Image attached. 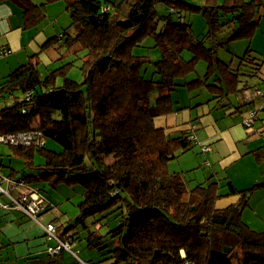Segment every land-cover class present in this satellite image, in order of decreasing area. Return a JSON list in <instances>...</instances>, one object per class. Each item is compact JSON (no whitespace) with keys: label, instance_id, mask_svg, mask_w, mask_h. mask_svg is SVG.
I'll return each instance as SVG.
<instances>
[{"label":"trees","instance_id":"obj_1","mask_svg":"<svg viewBox=\"0 0 264 264\" xmlns=\"http://www.w3.org/2000/svg\"><path fill=\"white\" fill-rule=\"evenodd\" d=\"M15 1L23 7L24 26H35L43 8L30 0ZM202 1L196 5L195 0H65L70 25L0 82L2 100L14 99L0 108V132L42 133L40 146L10 145L30 172L17 175L14 167L7 174L1 172L37 187L48 205L33 220L42 227L54 224L55 237L70 242L71 248V234L59 233L55 219L40 222L54 204L35 185L40 180L82 186L83 217L102 214L101 226L111 224L112 237L119 235L106 258L117 264H264V230H254L242 218L252 191L262 184L238 189L227 177L221 183L209 172L205 181L190 186L184 172H171L168 164L195 146L206 152L210 144L199 141L192 131L166 132L155 123V117L186 107L173 94L181 89L180 93H192L205 88L204 97L207 103L214 102L213 109L231 106L230 114L239 113L245 127V120L252 117L253 124L258 110L264 109L252 107L254 98L264 97L259 85L264 74L257 84L247 80L261 73L264 60L248 48L230 64L206 45L225 28L231 30L229 41L252 39L264 0ZM194 12L206 20L202 36L185 17ZM148 38L161 53L157 60L135 53ZM47 48L51 52L43 55ZM69 56L73 60L68 61ZM77 60L80 81L66 72ZM41 61L47 73L40 69ZM200 61L206 62L205 73L187 79ZM51 63L54 68H49ZM234 95L238 101L231 100ZM45 138L55 140L62 150L47 149ZM37 150L42 163L34 161ZM255 155L261 158L260 152ZM231 195L237 196L235 202L217 207L222 197ZM102 243L103 237L96 236L88 246L106 248ZM45 244L47 254L31 257L32 264H69L65 250L50 253L56 241L46 233ZM91 260L87 262L93 264Z\"/></svg>","mask_w":264,"mask_h":264},{"label":"rangeland","instance_id":"obj_2","mask_svg":"<svg viewBox=\"0 0 264 264\" xmlns=\"http://www.w3.org/2000/svg\"><path fill=\"white\" fill-rule=\"evenodd\" d=\"M12 6H17L20 12L23 7L17 3L15 0H7ZM33 4L40 5L43 9V16L40 18L39 22L32 27H26L23 23L24 31V43L27 45L26 50H22V54L18 55V59L13 57L14 63H18V60H26L27 63L29 57L41 49V46L46 42L47 39L53 37V42L56 40L55 36L62 35L64 29L70 25L71 16L69 11L66 9L65 0H30ZM202 0H195L196 5H200ZM161 10L164 7H160ZM185 17L188 22L191 23L192 29L196 35H203L207 29L206 20L200 12L186 13ZM22 19V17H21ZM259 24L256 27V33L252 39H236L229 41L228 37L231 34L230 28H225L221 33L217 35L216 38L212 40H207L206 45L209 47H214L216 50V56H218L223 61L230 63L233 61L237 63L240 57L244 56L248 48L252 49V54L258 60L264 59V8L260 13ZM153 39L148 38L145 41L144 47H137L135 53L137 54H147L150 55L153 60L160 58L161 53L159 49L152 48ZM55 43V45H57ZM43 47V46H42ZM9 49V48H6ZM10 50V49H9ZM51 52L50 48L44 49L43 55ZM11 53V50H10ZM9 53V54H10ZM8 54V55H9ZM29 56V57H28ZM73 60L72 56L68 57V61ZM12 61V62H13ZM4 62V61H2ZM77 63L70 67L67 72V76L75 80L80 81L83 77L82 71L80 69L81 62L79 60ZM23 62H21L22 64ZM24 63V64H25ZM45 62L41 61L40 69H42L43 74L47 73V66L44 65ZM14 64V65H16ZM19 64V65H21ZM55 64L51 63L49 68H54ZM197 71L190 73L186 76L187 79L193 78L195 76H202L206 70V62L200 61ZM12 70H8V72ZM7 72V73H8ZM9 72V73H10ZM200 74V75H199ZM264 74V72H263ZM5 76L0 77V82ZM247 80L249 84L254 85L260 82L259 78L256 76H248ZM260 87H264V82H260ZM182 90V89H181ZM181 90L174 91L173 94L176 97ZM234 95L233 99L238 101V97ZM14 103V99L0 97V108L9 106ZM197 102L187 101L189 107L195 106ZM250 128V127H248ZM195 136V134H194ZM41 141L39 143V146ZM45 145L47 149L53 151H61L62 146L57 143L52 138H45ZM32 146V145H30ZM38 146V145H35ZM189 150L191 152L195 150ZM186 152V153H188ZM184 153V154H186ZM171 160L168 164L171 172H184L188 183L194 184L198 182V175L203 176L206 179V175L211 171L202 166L203 157L199 154L198 168L186 171L183 169L182 165L178 162L180 158L184 155ZM43 157L39 154L38 150L35 154L34 161L37 163H42ZM196 162L193 164H186V168L194 167ZM216 165V164H215ZM214 165V166H215ZM214 166L212 170L214 169ZM10 167H14L18 171L17 175H22L23 172H30L29 166H27L21 159L15 156L12 151V147L9 144L0 142V170L4 173H9ZM214 171L216 176L221 179L223 183L227 177L231 180V175L228 173L226 168L220 169L215 167ZM190 173V174H189ZM189 174V175H188ZM205 181V180H204ZM232 181V180H231ZM235 185V182L232 181ZM36 186L40 187L42 191L53 201V207L49 212H46L40 219V222L47 224L50 220L55 219L58 223V232L68 231L74 240V246L72 249L79 253V256L84 259H92L93 264H117L115 259H106L109 257L108 253L111 248L115 247L119 235L113 236L110 233V225H103L104 219L102 214H97L95 216L83 217L81 212V203L83 202V188L80 185H68L65 183L51 184L45 180H40L35 183ZM193 186V185H190ZM237 188V185H235ZM240 189V188H239ZM222 191H228L227 187L222 188ZM233 196V195H231ZM230 197V196H228ZM221 199H226L222 197ZM97 221V223H96ZM105 222V221H104ZM99 223V225H98ZM100 226V227H99ZM254 230L258 231L261 228L253 227ZM116 234L118 231L115 232ZM96 236L103 237L104 243L107 244L106 248L100 249L96 247L91 249L88 246L89 240H93ZM45 231L41 224L37 223L33 219L28 218L22 211L17 209H3L0 207V264H32V259L38 255H46L45 252ZM102 247V246H101ZM32 257V259H30ZM74 256L69 252L65 251V260L70 264L74 262Z\"/></svg>","mask_w":264,"mask_h":264},{"label":"crops","instance_id":"obj_3","mask_svg":"<svg viewBox=\"0 0 264 264\" xmlns=\"http://www.w3.org/2000/svg\"><path fill=\"white\" fill-rule=\"evenodd\" d=\"M21 17L22 11L20 12L17 6H12L7 0H0V48L11 50L9 55L0 58V77L6 76L10 72L8 70L19 67L21 62H23L22 64L26 62V60H18L16 64L14 63L15 60H12L13 57L18 59L22 50L27 48L24 43L23 17L22 19ZM263 72L264 66L257 77L262 76ZM205 92L206 89L204 88L197 92L182 91V93L177 94L178 98H176L180 104L186 107L168 115L155 117V123L159 127H164L166 132L185 130L189 133L192 131L199 141L210 144L211 149L206 152H202L201 148L197 146L195 150L184 154L178 160L184 170L191 171L198 168L200 166L198 165L200 164L199 154H201L204 168L215 174V167L226 168L238 189L262 184L252 191L248 205L243 209L242 218L251 228H257L261 225L260 229L257 228L258 231L264 230V109L258 110L259 113L253 125L247 128L241 123L239 113L237 115L230 114L231 106L227 109H213L214 102H206ZM249 92L246 91L245 96H249ZM195 98L196 100H194ZM188 100L202 104L195 108H189L187 106ZM252 107L255 109L264 108V97L254 98ZM255 152H260V159L256 158ZM195 162L194 167H189V169L185 167L186 164H194ZM213 166L214 169L212 170ZM203 178V176L198 175L197 184L203 182L205 180ZM236 200L237 196L235 195L220 199L217 207H226Z\"/></svg>","mask_w":264,"mask_h":264},{"label":"built area","instance_id":"obj_4","mask_svg":"<svg viewBox=\"0 0 264 264\" xmlns=\"http://www.w3.org/2000/svg\"><path fill=\"white\" fill-rule=\"evenodd\" d=\"M10 53L9 49L0 48V58L7 56ZM261 91H256L257 95H260ZM27 95H30L28 93ZM249 97V96H248ZM26 109H24V112ZM253 116V115H252ZM253 118L245 120V124L251 127L253 124ZM42 133L38 130L31 129L29 131L22 132H0V142L9 145L30 146L39 145L42 142ZM196 137V136H194ZM6 181V183H4ZM7 199L9 202H5ZM47 200L39 193L37 187H32L22 179L10 180L3 175L0 170V207L3 209H17L29 218L36 219V214L42 209L47 207ZM48 239L53 238L56 244L49 247V251L52 254H59L62 250L69 251L74 257L75 262L72 264H90L86 260L82 259L78 252L71 248L70 242H64L55 237V225L47 224L43 226ZM184 256V254H183ZM190 264V263H186Z\"/></svg>","mask_w":264,"mask_h":264},{"label":"water","instance_id":"obj_5","mask_svg":"<svg viewBox=\"0 0 264 264\" xmlns=\"http://www.w3.org/2000/svg\"><path fill=\"white\" fill-rule=\"evenodd\" d=\"M227 249V248H226Z\"/></svg>","mask_w":264,"mask_h":264}]
</instances>
